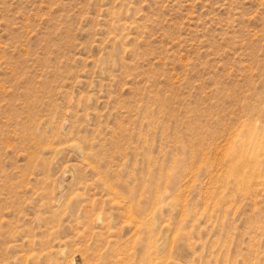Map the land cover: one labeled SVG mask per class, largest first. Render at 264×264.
Here are the masks:
<instances>
[{
    "label": "rangeland",
    "instance_id": "1",
    "mask_svg": "<svg viewBox=\"0 0 264 264\" xmlns=\"http://www.w3.org/2000/svg\"><path fill=\"white\" fill-rule=\"evenodd\" d=\"M0 264H264V0H0Z\"/></svg>",
    "mask_w": 264,
    "mask_h": 264
}]
</instances>
